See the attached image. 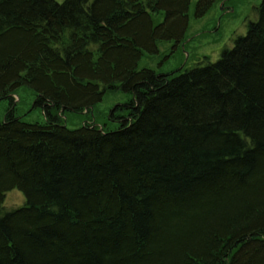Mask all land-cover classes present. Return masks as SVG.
Listing matches in <instances>:
<instances>
[{
	"label": "trees",
	"instance_id": "trees-1",
	"mask_svg": "<svg viewBox=\"0 0 264 264\" xmlns=\"http://www.w3.org/2000/svg\"><path fill=\"white\" fill-rule=\"evenodd\" d=\"M190 4L0 0V264H264V0L215 63L138 70ZM20 87L43 123L15 117ZM111 92L113 129L65 125Z\"/></svg>",
	"mask_w": 264,
	"mask_h": 264
},
{
	"label": "rangeland",
	"instance_id": "rangeland-1",
	"mask_svg": "<svg viewBox=\"0 0 264 264\" xmlns=\"http://www.w3.org/2000/svg\"><path fill=\"white\" fill-rule=\"evenodd\" d=\"M62 2L63 0H56ZM261 0H214L206 12L197 17L194 9L198 0H191L188 11L187 30L182 41L172 43H159L158 53L154 56L143 55L138 70L148 69L158 75H174L183 72L199 63L210 61L215 63L222 49L232 48L233 40L243 36L247 23L255 18L254 8ZM12 108L14 115L27 123H43V116L39 109L34 108L35 96L26 87H20L12 95ZM125 96L118 93H106L101 102L94 106L87 114H65L63 120L70 128H79L90 123L100 132L113 129L109 123L114 119L116 107L126 101ZM8 102H0V120L4 117ZM23 195L12 190L4 196L3 205L7 210H16L24 204Z\"/></svg>",
	"mask_w": 264,
	"mask_h": 264
}]
</instances>
